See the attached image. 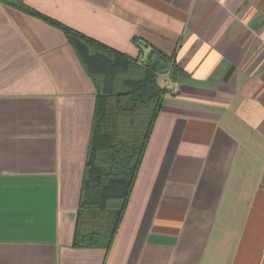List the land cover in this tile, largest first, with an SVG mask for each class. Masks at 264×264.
Listing matches in <instances>:
<instances>
[{"label":"crops","instance_id":"obj_1","mask_svg":"<svg viewBox=\"0 0 264 264\" xmlns=\"http://www.w3.org/2000/svg\"><path fill=\"white\" fill-rule=\"evenodd\" d=\"M44 18L178 67L109 250L73 247L97 94ZM0 264H264V0H0Z\"/></svg>","mask_w":264,"mask_h":264},{"label":"trees","instance_id":"obj_2","mask_svg":"<svg viewBox=\"0 0 264 264\" xmlns=\"http://www.w3.org/2000/svg\"><path fill=\"white\" fill-rule=\"evenodd\" d=\"M44 19L64 31L97 94L73 247L109 250L167 93L159 79L178 67L156 49L144 63Z\"/></svg>","mask_w":264,"mask_h":264},{"label":"water","instance_id":"obj_3","mask_svg":"<svg viewBox=\"0 0 264 264\" xmlns=\"http://www.w3.org/2000/svg\"><path fill=\"white\" fill-rule=\"evenodd\" d=\"M140 45H145V44H143V43H140ZM152 49H149L148 51H147V53H146V55H145V57H144V59H143V62L144 63H147L148 62V60H149V58H150V56H151V54H152Z\"/></svg>","mask_w":264,"mask_h":264},{"label":"rangeland","instance_id":"obj_4","mask_svg":"<svg viewBox=\"0 0 264 264\" xmlns=\"http://www.w3.org/2000/svg\"><path fill=\"white\" fill-rule=\"evenodd\" d=\"M159 85H160L161 88L165 89V88L161 85V82H160V81H159Z\"/></svg>","mask_w":264,"mask_h":264}]
</instances>
